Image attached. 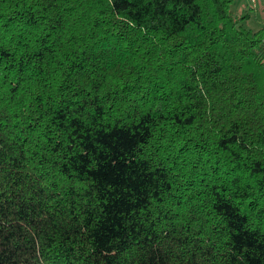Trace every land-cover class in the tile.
Listing matches in <instances>:
<instances>
[{"label": "trees", "instance_id": "1", "mask_svg": "<svg viewBox=\"0 0 264 264\" xmlns=\"http://www.w3.org/2000/svg\"><path fill=\"white\" fill-rule=\"evenodd\" d=\"M233 2L0 0V264H264V27Z\"/></svg>", "mask_w": 264, "mask_h": 264}, {"label": "rangeland", "instance_id": "2", "mask_svg": "<svg viewBox=\"0 0 264 264\" xmlns=\"http://www.w3.org/2000/svg\"><path fill=\"white\" fill-rule=\"evenodd\" d=\"M233 7L239 14L250 17L243 20L247 28L264 27V0H256L254 4L252 0H234Z\"/></svg>", "mask_w": 264, "mask_h": 264}]
</instances>
